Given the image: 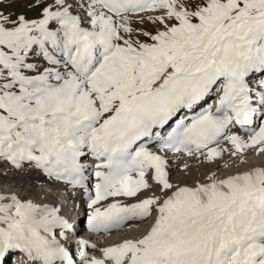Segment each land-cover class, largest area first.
Returning a JSON list of instances; mask_svg holds the SVG:
<instances>
[{"label": "snow or ice", "instance_id": "1", "mask_svg": "<svg viewBox=\"0 0 264 264\" xmlns=\"http://www.w3.org/2000/svg\"><path fill=\"white\" fill-rule=\"evenodd\" d=\"M253 156L264 0H0V264H264Z\"/></svg>", "mask_w": 264, "mask_h": 264}, {"label": "rangeland", "instance_id": "2", "mask_svg": "<svg viewBox=\"0 0 264 264\" xmlns=\"http://www.w3.org/2000/svg\"><path fill=\"white\" fill-rule=\"evenodd\" d=\"M14 10H17V11H19V10H22V9H15L14 8ZM261 162H264V157H250V160H249V163H255V164H259V163H261ZM233 170H235V169H233ZM119 239V236L117 235V236H111V237H109L108 239H107V241H106V243H109V242H111V240H112V242L113 241H115V240H118Z\"/></svg>", "mask_w": 264, "mask_h": 264}, {"label": "bare ground", "instance_id": "3", "mask_svg": "<svg viewBox=\"0 0 264 264\" xmlns=\"http://www.w3.org/2000/svg\"><path fill=\"white\" fill-rule=\"evenodd\" d=\"M34 179L36 178V177H33ZM40 179H43V177H39ZM38 190V189H37ZM115 237V236H114ZM116 241V240H115ZM96 242L98 243V244H104V243H106V241H105V239L104 238H97L96 239ZM114 242V241H113ZM109 243H112V240H111V242H109Z\"/></svg>", "mask_w": 264, "mask_h": 264}]
</instances>
